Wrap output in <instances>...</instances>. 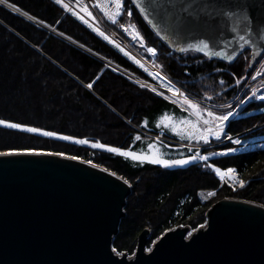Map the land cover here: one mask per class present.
Masks as SVG:
<instances>
[{
    "label": "trees",
    "instance_id": "obj_1",
    "mask_svg": "<svg viewBox=\"0 0 264 264\" xmlns=\"http://www.w3.org/2000/svg\"><path fill=\"white\" fill-rule=\"evenodd\" d=\"M7 2L16 5L12 0H7ZM27 3L35 11L28 8L25 4L16 6L23 12L45 24L55 26L58 32L86 46L88 49L108 59L120 68L141 79L151 81L143 70L131 62L118 49L103 41L90 28L69 15L63 16L64 9L60 4L52 0H28ZM123 4L125 11L120 17L119 22L112 24L111 28L119 35H122L118 27L121 25H131L134 27L144 37L146 47H155L158 50L157 54L153 56L152 61V65L158 72L162 71L163 75L178 87L214 104L227 103L236 95L250 72L248 69L250 60L248 52L241 53L232 63H226L219 59H208L194 52L186 54L175 53L157 38L143 20L131 0H123ZM1 10L0 40L1 34L5 36L3 38L7 44H5V48L10 50L12 43H14L16 47L18 45V47L24 49L25 51L23 52H25L27 56L29 54H31V56L36 54V56L39 57L37 58L43 72L42 74L48 75V73H52L55 69H59L61 72L59 75L61 78L63 76L65 77V82L69 87L74 84L79 85L78 90L87 103L97 107L105 116L108 114L110 116L117 114L118 117H113L114 124L112 127L120 128V135H123L125 132L123 141L118 145L120 148L122 146L124 150H132L140 154H145L146 152H140L138 147L146 149L147 145L151 143L165 158L182 159L190 156L187 149L178 144L165 143L145 134L162 133L166 138L173 141L188 143L187 139L180 140L172 131L173 125L178 130L183 131L197 123L185 111H181V109L177 108L174 104L161 98L149 89L142 88L141 85L99 65L95 59L63 43V41L52 39L53 37L50 36L43 38L42 43L48 42L49 46L52 45L55 47V49L51 50L53 55L46 54L43 50L42 43L37 44L33 42V37L35 36L32 35V33L35 34L36 29L30 22L22 20L24 23L22 25L23 29L18 28L19 33L15 30H10L2 23V18L6 19V17L3 16ZM128 10L132 11L131 18L127 15ZM8 12L11 13L10 11ZM13 20H11V22L16 23ZM17 34L31 44L35 43L36 46L30 48L24 41L25 44H23L21 40L18 39ZM31 35L33 37H31ZM5 38L7 40H5ZM56 49L61 50L59 53L57 52V54L61 55L64 52L67 55L65 62L73 64V62L76 61L80 64L85 71V75H89L88 78L79 80L76 75H73L70 71L65 70L59 65L65 64L60 59V61H58L56 58ZM8 53H10V51H8ZM157 65L162 67L158 68ZM222 81L223 83H221ZM89 83L93 85L91 89L86 86ZM107 84L120 87L117 92L111 94L110 100L107 99V92L110 91L107 88ZM98 88L101 89L98 90ZM121 100H124L123 108L121 107L122 110L118 109L117 106L118 101L121 102ZM132 104L138 105H136L137 107L134 108L135 110L132 111L130 115L129 112ZM110 110L114 115L110 113ZM196 112L200 115L199 110L196 109ZM165 115L170 117L167 121L169 127L165 128L161 125V127L157 128V123ZM181 117L185 119L181 121ZM250 123V121L244 120L242 123H238L237 126L240 129L244 126H248ZM7 130L12 129L0 126V132H5ZM25 134L29 136L36 135L27 132H25ZM137 135L141 137L139 141L135 139ZM38 136L43 137L41 135ZM69 146L71 147H69L68 150L59 149L58 151L76 156L83 161L91 162L108 171L115 172L128 182L131 179L139 181L140 177L145 174L149 175V177H151L150 180L155 182L152 200L145 201L142 205V209L148 211L151 206L154 208L151 213L158 210L157 212L161 213V216L155 220L146 219V221L138 224L130 220L126 224L124 232L120 234V227H123L125 224L123 222L127 217L125 216L120 222L118 233L113 241L114 243L117 239H121L120 245L114 244V248L118 252L132 254L135 243L137 245L138 236L144 229H148V227H150V231L153 235L157 237L179 226H185L191 229L197 228L198 225L205 223L207 210L224 198H237L256 202L264 206V151L229 154L217 160L218 166L223 169L233 168L242 178L244 187L235 191L232 186L224 185L222 182L220 183L218 178H216L211 171L195 162L183 167L162 168L147 162H134L131 158L121 157L118 154L109 153L106 150L85 149L84 147L74 144H70ZM42 147V145H38L35 148L43 149ZM24 148L28 147H22L19 148V150H24ZM182 173H185V176L195 178L199 183H202V186L205 188L199 186L193 188V190H186L176 195L172 204H169L170 194L177 185L178 178ZM148 186L149 183L146 185L147 189ZM205 189L213 191L215 195L208 196L207 194H203ZM141 197L139 193L134 192V195L127 199L124 212H127V205H130V202H138L141 200Z\"/></svg>",
    "mask_w": 264,
    "mask_h": 264
},
{
    "label": "water",
    "instance_id": "obj_2",
    "mask_svg": "<svg viewBox=\"0 0 264 264\" xmlns=\"http://www.w3.org/2000/svg\"><path fill=\"white\" fill-rule=\"evenodd\" d=\"M132 1V0H131ZM255 29L243 49L225 29L214 37L219 59L232 63L249 51L254 66L264 53V0H246ZM3 8L138 83L140 80L19 8ZM137 9V8H136ZM140 13L139 9H137ZM141 15V13H140ZM142 16V15H141ZM143 17V16H142ZM144 19V17H143ZM155 34L157 29L144 19ZM163 34V33H162ZM233 41L228 43V41ZM173 52L175 45L162 41ZM192 41H182L185 44ZM203 55L202 53H199ZM204 56V55H203ZM90 164L61 156L0 157V264H264V208L258 203L222 199L206 212L204 228L164 232L146 251L149 230L138 236L131 258L112 251L132 186Z\"/></svg>",
    "mask_w": 264,
    "mask_h": 264
},
{
    "label": "rangeland",
    "instance_id": "obj_3",
    "mask_svg": "<svg viewBox=\"0 0 264 264\" xmlns=\"http://www.w3.org/2000/svg\"><path fill=\"white\" fill-rule=\"evenodd\" d=\"M27 1L28 0H12V2H14L16 5L25 4L28 6V8L32 10L33 8L29 6ZM16 5L13 6L19 8ZM60 5L61 6L64 5L62 7L66 6L63 1H61ZM0 10L3 12V16L6 17L7 19L6 20L1 17L3 21L2 23L5 24L8 27V29L13 31L15 30L19 33L18 28L23 29L22 25L24 23L22 20L24 21L26 20L22 19L21 17L15 16L13 13H9L2 6H0ZM11 17L13 19L15 18L16 19L13 20ZM11 20L15 21L16 23H12ZM86 24L88 25V23ZM32 26H34V28L36 29L35 34L32 33V35H34L35 37L31 35V37L34 38L33 42L37 44H41L42 39L47 38L48 36L53 37L52 39L61 41L59 38L50 35L44 29L36 27L33 24ZM4 37L5 36H2L1 34L0 41L2 42H0V120L18 122L24 125L37 127L42 130L53 131L58 135H67L72 137L73 139H84L89 141V143L81 145V144H76L72 141H65L52 137H44V136L40 137L37 134L33 136H29L26 135L25 132H19V130L12 129V130H7L5 132H0V151L19 150V148L28 147V148H24V150L58 152V153H62L63 156H71L69 154H65L58 150L59 149L68 150L69 147H71L69 146L70 144L79 145L81 147H84L85 149L89 148L93 150H101V149H94L90 146L91 142L94 141H99L102 144L110 147H119L118 145L123 141V135L125 134V132L123 135H120L121 132L120 128L112 127V125L114 124L113 117L115 116L118 117L117 114L114 115V113L110 110V113L114 116H110L109 114L105 116L100 112V110L97 107L87 103L81 92H79L78 90L79 85L74 84L71 85V87H69V85L65 82V77L63 76L61 78V76L59 75L61 73L59 69H55L57 72L54 70L52 73L50 74L48 73V75L42 74L43 72L40 68V63H38L39 57L36 56V54H34L33 56L29 54L27 56L26 53L23 52L25 50L22 49L21 47H18V45L16 47V44L14 43H12V47H10V50L6 49L5 47L7 44L3 40ZM5 40L7 39L5 38ZM21 42L25 44L23 41ZM42 44H43L42 46L43 50L46 52V54L53 55V53H51V50L55 49V47L52 45L49 46L48 42H43ZM67 45L72 46L70 44ZM8 51H10V53H8ZM60 51L61 50L56 49L55 51V54L57 56L56 58L58 59V61L61 60L65 65L62 64L59 65H61L65 70L70 71L73 75H76V77L79 80L88 78L89 75L88 76L87 74L85 75V71L83 70V67H81L80 64H78L76 61L73 62V64L70 62L68 63L65 62L66 60L65 58L67 55L64 52L61 55L57 54V52L59 53ZM135 59H136L135 60L136 63L138 59L137 58ZM144 61L147 62L146 60ZM97 62L99 65L104 66L99 61ZM143 67L149 70V71L147 70L148 73L150 71L154 74L157 73L149 65H143ZM77 73L84 76H80ZM118 87L107 84V88L108 90H110L107 92V96H108L107 99L111 97L112 93H115L118 91V89H120V87L119 88ZM100 89L101 88H98V90ZM123 102L124 100H121V102L118 101L117 103L118 109L122 110L121 107L123 108ZM136 105L138 104L135 105L132 104L129 112L130 115L131 112L135 110L134 108L137 107ZM259 110H264V107H261ZM192 111L195 113L196 116L199 117V114H197L195 110L192 109ZM254 112L255 111H252L251 113ZM240 141L242 142L241 139ZM38 145H42L43 149L35 148ZM138 148L140 149V152L141 151H145L146 153L148 152L147 148L146 149L144 148L142 149L140 147ZM228 148L236 149V151H234L233 153L238 152V148L231 147L228 145L220 148V152L225 151ZM121 149L124 150L122 146ZM150 178L151 177H149V175L145 174L140 177L139 181H135L136 179H131L128 182L132 186V191H133L130 197L134 195V192L139 193L140 196L142 197L141 200H139L138 202L133 201L129 203L130 205H127V212L126 211L124 212L125 216L127 217L123 222L125 223L123 227L122 228L120 227L121 229L120 234L124 232L125 226L130 220H133L136 222V224H138L140 222L146 221V219L155 220L156 218H159L161 216V213L157 212L158 210L157 211L155 210L154 213H151L152 209H154L151 206L149 207L150 210L148 211L142 209V205L144 204L145 201L152 200V195L154 191L153 187L155 182L153 180H150ZM239 180L240 182H243L241 177L239 178ZM219 181L220 183L221 182L224 183V185H228L226 184V182H224L221 179ZM177 182H178L177 185L174 187L172 193L170 194L169 204H172V201L175 199L174 197H176V195H179L186 190H193V188L199 186L201 188H205L202 186V183H199L195 178L190 176L189 177L185 176V173H182L179 176ZM147 183H149L148 189L146 187ZM242 187H244V183ZM242 187L241 184L239 183L233 188L236 191L237 189L238 190L242 189ZM209 192H213V191L205 189V192H203V194L208 195ZM202 224L205 226V223ZM200 225H198L197 228L195 229L188 228L189 230L188 234L194 233L197 229L201 228ZM148 229L150 234L147 239V246L145 247L146 251H148L152 247L154 242L157 241L158 238H160L161 236L160 235L157 237L153 235V233L150 231V227H148ZM120 240L121 239H117L113 244L120 245L119 244ZM135 248H136V243L134 246V250H132V254L126 252H118V251L117 253H119V255L125 253L127 258H131L134 254Z\"/></svg>",
    "mask_w": 264,
    "mask_h": 264
},
{
    "label": "snow or ice",
    "instance_id": "obj_4",
    "mask_svg": "<svg viewBox=\"0 0 264 264\" xmlns=\"http://www.w3.org/2000/svg\"><path fill=\"white\" fill-rule=\"evenodd\" d=\"M54 2L61 4V0H54ZM6 3L7 0H0V5ZM113 3L115 5V12L111 15V22L116 24L124 13L125 7L123 0H111L109 7H111ZM132 3L137 9H139L144 19L148 20L154 27H156L157 31L155 35L161 41L167 40L175 45L174 50L179 53H202L209 59L213 57H227L229 61L233 60L235 58L234 52L229 53L226 50L216 51L213 47L214 37L218 33H222L225 29L230 30L235 37L237 47L241 49L252 42V32L255 29L249 21V14L246 11V8H248L249 5L246 3V0H132ZM7 6L13 7L11 4H7ZM87 14L90 15V13ZM73 15H75V13H73ZM127 15L131 18L132 11L128 10ZM262 16H264V14H262ZM256 23L258 25H264V18L258 20ZM93 30L98 31L96 29ZM124 31L127 32V29H124ZM98 34L111 43L109 37L104 35V33L99 32ZM130 39L134 42H138L141 47L145 46V39L138 31L130 34ZM182 41L192 42H187L182 45ZM232 42L233 41L231 40L228 41V43ZM121 51L123 52L124 50L121 49ZM157 51L158 50L155 47H147V52L153 56L157 54ZM124 54L128 55L126 52H124ZM157 67L161 68L162 66L157 65ZM148 75L158 78L161 83L167 81L166 90L174 93L177 99L181 96L184 97V103L180 105L181 111L197 109L199 110L201 118L206 116V118L202 119V123L198 120L195 125H192L190 128L184 129L183 131L178 130L174 125L172 126V131L180 140L187 139L189 144L194 142L197 145L196 154L182 159H168L165 158L164 155L151 143L147 145L148 152L145 154H140L132 150H122L119 147L106 146L99 141L91 142L90 146L92 148L106 150L109 153L118 154L121 157L131 158L134 162H147L152 165H158L162 168H172L183 167L196 161L207 162L209 156L200 154L201 149L199 148V145H208L213 139L215 141H220L222 137H226L234 144L241 143L240 139L227 137L225 132L226 122L229 121L234 113L229 111L226 114L217 115L212 110L205 111L198 102L193 101L190 96L182 92L167 77H165L162 71L155 74L149 72ZM221 83H223V81ZM86 86L90 89L93 87L92 83H89ZM141 87L146 88L147 85H141ZM149 90L155 92L157 95H163V93L157 91L155 88ZM259 99L264 100V96L259 97ZM169 119V116H163L157 123L156 127L159 128L163 125V127L168 128L169 124L167 121ZM180 119L183 121L185 118L181 117ZM0 126L31 134H38L44 137L72 141L81 145L89 143V141L84 139H73L67 135H58L53 131L42 130L18 122L0 120ZM135 139L139 141L141 137L137 135ZM191 151H193V149L189 148V152ZM234 151H236V149L228 148L225 151L213 153V155L226 156ZM24 155L63 156L62 153L58 152L33 150L0 151V157ZM64 158L68 160L77 159L76 156H65ZM81 162L83 163L84 161ZM91 166L93 168L97 167L96 164H91ZM207 167L212 169L221 180L225 178L226 174H232L236 171L233 168H228L225 172L214 164H207ZM100 170L107 171V169L104 168H101ZM109 175L116 176V173L109 172ZM116 178L120 179L119 176H116ZM123 183L128 184V181L124 180ZM240 184L242 187L243 182H240ZM208 195L213 196L215 193L209 192ZM200 227L203 228L204 225L202 224ZM188 235L191 237L192 233H189ZM112 251L117 253L115 248H113ZM149 251H151V249H149ZM117 255H119V253H117Z\"/></svg>",
    "mask_w": 264,
    "mask_h": 264
},
{
    "label": "built area",
    "instance_id": "obj_5",
    "mask_svg": "<svg viewBox=\"0 0 264 264\" xmlns=\"http://www.w3.org/2000/svg\"><path fill=\"white\" fill-rule=\"evenodd\" d=\"M63 1H65L67 5H69L70 7H75L79 4L87 5L91 2L95 3L96 10L92 9V12L94 14V17L96 18L95 25L97 26V28L101 30L106 36H108L109 39L113 41L115 44H117L119 47H121L124 50L129 51L128 46L125 43V41L119 36L108 31L105 25H103V23L100 21V17H99L100 15L105 20L111 21V15L115 12L114 3L112 4L111 7H109V3L111 2V0H63ZM124 29H127V32H125ZM123 32L129 36L130 34L134 33L130 28H123ZM132 43L138 44V42H134V41H132ZM180 90L184 92L185 94H187L188 96H190L193 101L198 102L199 105H201L205 111L212 110L217 115L226 114L229 111L234 113V115L230 117L229 121L226 122V126H225V132L231 133L229 137H232L233 139L253 129L264 128V113L257 114L255 116H250L247 119H245V121H251V123L248 126H246L247 128H249V130L247 131H241V128L239 129L237 126L238 123H242L244 121L242 120V117L250 109L258 105L264 106V100L259 99V97L264 96V57L260 59L256 67L248 75L247 80L245 84L243 85V87L241 88V90L227 104L220 105V106L213 105L209 102L203 101L187 93L186 91L182 89ZM178 100L184 101V97L181 96L178 98ZM257 121H258V124L256 123ZM156 137L164 140V137L162 136V134H158ZM227 141H230V140L226 138L216 143V141L213 139L211 143H209L208 145L201 144L199 147L207 149L217 144L225 143ZM188 147L192 148V146L190 145H188ZM263 148H264V142L255 143L254 145L250 147L251 150H261ZM206 163L213 164V163H210L209 161H207ZM222 170L226 172L227 169H222ZM224 180L226 184H228V186L233 185L232 187L240 183L239 176L236 173V171L232 174H226Z\"/></svg>",
    "mask_w": 264,
    "mask_h": 264
},
{
    "label": "crops",
    "instance_id": "obj_6",
    "mask_svg": "<svg viewBox=\"0 0 264 264\" xmlns=\"http://www.w3.org/2000/svg\"><path fill=\"white\" fill-rule=\"evenodd\" d=\"M17 36H18V39H20L21 41L26 42L27 43V46H29L30 48L36 46L35 43L34 44L29 43L27 40H25L24 38L20 37V35L17 34Z\"/></svg>",
    "mask_w": 264,
    "mask_h": 264
},
{
    "label": "bare ground",
    "instance_id": "obj_7",
    "mask_svg": "<svg viewBox=\"0 0 264 264\" xmlns=\"http://www.w3.org/2000/svg\"><path fill=\"white\" fill-rule=\"evenodd\" d=\"M11 51H12V50H11ZM14 59H15V58H14ZM14 59H13V60H14ZM14 61H15V60H14ZM22 61H23V60H22ZM22 65H23V64H22ZM22 67H23V66H22ZM37 76H38V75H37ZM39 78H41V77H39ZM12 79H13V78H12ZM15 93H16V92H15ZM54 95H55V94H54ZM63 95H64V94H63ZM52 98H53V97H52ZM61 100H62V99H61ZM1 150H2V149H1Z\"/></svg>",
    "mask_w": 264,
    "mask_h": 264
}]
</instances>
